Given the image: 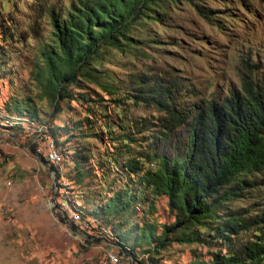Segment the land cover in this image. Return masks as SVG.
I'll list each match as a JSON object with an SVG mask.
<instances>
[{"label": "rangeland", "instance_id": "rangeland-1", "mask_svg": "<svg viewBox=\"0 0 264 264\" xmlns=\"http://www.w3.org/2000/svg\"><path fill=\"white\" fill-rule=\"evenodd\" d=\"M72 1L0 0V264H113L111 255L115 264H215L224 247L209 240L151 251L143 229L159 235L175 214L125 166L141 154L179 157L188 143L187 122L165 139L158 119L166 114L151 100L156 90L169 88L173 107L188 113L239 89L245 71L264 75V0H176L158 21L132 29L135 45L103 50L97 82L77 78L67 89L73 100L52 103L35 80L52 40L47 10ZM139 87L148 103L132 98ZM27 106L38 124L18 119ZM48 137L57 164L37 152ZM255 181L259 188L246 198L218 208L264 206V174ZM118 194L129 203L112 214L106 208Z\"/></svg>", "mask_w": 264, "mask_h": 264}, {"label": "trees", "instance_id": "trees-1", "mask_svg": "<svg viewBox=\"0 0 264 264\" xmlns=\"http://www.w3.org/2000/svg\"><path fill=\"white\" fill-rule=\"evenodd\" d=\"M176 2L75 0L66 9L48 7L52 40L40 53L35 80L45 88L52 103L73 100L67 89L77 78L97 82L95 63L104 49L124 50L135 45L132 29L146 19L158 21L157 13ZM196 9L205 14L200 7ZM2 23L0 20V27ZM137 90L132 98L148 103L142 88ZM171 96L170 89L165 88L156 90L151 100L166 114L158 119L166 140L185 122L189 125L184 152L173 159L141 154L125 166L128 172L139 175L151 196H165L169 210L175 214L173 223L163 225L159 235L145 227L143 240L155 252L168 243L208 245L209 240L224 247L222 253L213 254L215 264H264V206L254 211L246 207L218 208L246 198L249 191L260 186L255 177L264 174V75L245 71L239 89H231L220 101L194 104L188 113L177 111ZM26 109L18 111V119L38 124L36 109ZM30 149L36 152L35 146ZM152 162L153 167L146 166ZM51 168L57 177L56 168ZM128 203L127 195L118 194L106 209L118 214ZM250 230V238L241 241L240 235Z\"/></svg>", "mask_w": 264, "mask_h": 264}, {"label": "bare ground", "instance_id": "bare-ground-1", "mask_svg": "<svg viewBox=\"0 0 264 264\" xmlns=\"http://www.w3.org/2000/svg\"><path fill=\"white\" fill-rule=\"evenodd\" d=\"M46 145V144H45ZM57 152V158H46L48 161L52 162L53 164H57L61 160V155L59 151L55 148L52 140L50 138L47 139V145L44 147L43 151L44 152ZM77 218V217H76Z\"/></svg>", "mask_w": 264, "mask_h": 264}, {"label": "built area", "instance_id": "built-area-1", "mask_svg": "<svg viewBox=\"0 0 264 264\" xmlns=\"http://www.w3.org/2000/svg\"><path fill=\"white\" fill-rule=\"evenodd\" d=\"M37 152H39L38 154L42 155L45 158H57V152H51V149H50V152H43L42 145L37 148ZM72 218L76 220L75 216H73ZM116 260H117V257H115L114 255H111L110 262H113V264H115Z\"/></svg>", "mask_w": 264, "mask_h": 264}, {"label": "water", "instance_id": "water-1", "mask_svg": "<svg viewBox=\"0 0 264 264\" xmlns=\"http://www.w3.org/2000/svg\"><path fill=\"white\" fill-rule=\"evenodd\" d=\"M41 161H42V159H41Z\"/></svg>", "mask_w": 264, "mask_h": 264}]
</instances>
